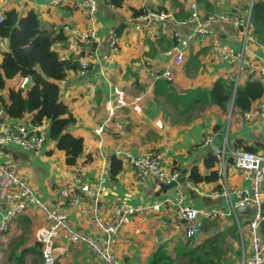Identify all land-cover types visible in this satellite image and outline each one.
<instances>
[{
    "label": "crops",
    "instance_id": "1",
    "mask_svg": "<svg viewBox=\"0 0 264 264\" xmlns=\"http://www.w3.org/2000/svg\"><path fill=\"white\" fill-rule=\"evenodd\" d=\"M95 1L97 11L94 22L89 23L81 10L71 7L73 0H0L3 13L13 9L24 15L34 10L43 22V27L47 24L45 28L55 31L64 23L82 29L91 25L96 34L93 50L98 57L89 70H70L63 80L57 82L59 99L76 120L75 125L69 128V133L82 138L84 144L83 153L76 164L67 166L65 152L57 150L55 142L47 139L46 121L41 126L46 136L41 150H26L13 143L3 144L0 145V163L6 164L24 178L37 192L38 198L48 208L63 215L73 230L94 241L107 239L96 216L110 222L117 207L141 210V214L128 216L111 237L109 251L117 264H123L117 254L118 259L113 254V246H117L119 240L129 241L135 249L140 248L142 243V251L147 253L144 264L151 260L158 247L165 246L167 250H172L178 242L187 241L184 236L185 222L176 219L174 206H169L167 210L160 209L159 212L146 209L172 197L176 188L163 191L161 183L153 176L141 181L128 164L129 157L136 158L152 150L162 155L166 170L179 172L176 185L184 194L183 206L199 211L217 210L224 214L218 218L215 229L208 227V220L203 221L194 236L197 241L215 233L217 229L224 230L234 224L238 228L242 226V229L245 226L248 230L246 223L255 214V209L251 206L242 209L235 207L239 197L234 191H251V183L233 168L232 163H228L229 152L248 149L259 152L262 149L264 117L251 116L247 119L243 113L264 104V79H259L255 74L250 78L245 73L240 75L238 85H243L249 79L260 81L263 87L262 96L253 101L247 110L232 106L233 92L226 111L211 104L192 113L189 123L172 124L169 118L173 117L174 110L164 107L169 114L165 116L154 101V82L164 78L151 80L144 64L149 61L163 70L171 61L165 52L174 43V32L187 35L207 15L236 13L244 24L248 23L247 32L244 26L216 22L211 34L196 36L192 40L184 53L183 62L172 67V80H167L177 92L195 89L209 92L219 79L233 84L235 90L237 85L228 80V76L234 72L239 59L232 56L241 55L244 61L264 65V38L261 40L257 36H248V33L252 34V7L257 2L264 4V0H123L120 7L111 5L108 0ZM192 2L196 4L199 16L198 21L193 23L188 19ZM132 10L144 14L134 17ZM160 13L165 16L162 21L154 18ZM241 33L246 37L243 38ZM113 38L117 39V48L111 44ZM212 48L220 50L215 58L212 57ZM53 49L61 60L77 61L82 55V50L69 36H66V41L54 44ZM7 50L6 39L0 38V63ZM29 86L28 78L17 76L6 81L0 96L6 99L10 89H23L26 93ZM31 121L30 114L21 119L8 118L0 103V136L4 129L14 125H25L37 131ZM209 138H213V142H207ZM215 147L225 148L226 151L224 177L221 176L214 183H191L188 176L192 168L197 167L203 175L209 173L204 167V160L214 155ZM112 156L122 161V169L115 179L110 172ZM214 170H221V167L216 164ZM77 174L98 197L88 194L75 204H61L64 191L72 196L83 194L71 187ZM224 184L228 196L221 194ZM261 191L264 204V180ZM205 224V230L209 232H202ZM139 235H143L144 240L140 241ZM51 237L50 247L55 249V264H106L85 242H71L62 231H56ZM260 237L264 238V235ZM47 238L48 223L43 213L31 204L18 216L7 233L0 232V244H5L6 248L8 246L10 254L17 247L21 251L37 244L44 245ZM226 246L227 256L222 264H248L250 255L246 259L242 230L228 235ZM40 263L43 264L42 260Z\"/></svg>",
    "mask_w": 264,
    "mask_h": 264
},
{
    "label": "trees",
    "instance_id": "2",
    "mask_svg": "<svg viewBox=\"0 0 264 264\" xmlns=\"http://www.w3.org/2000/svg\"><path fill=\"white\" fill-rule=\"evenodd\" d=\"M108 3L120 7L123 0H108ZM132 12L134 17L144 14L142 11L132 10ZM3 16L0 38L6 39L8 50L3 53L0 63V91L5 88L7 80L17 76L30 80L26 93L23 89H10L6 99L0 96L5 114L10 119H21L24 115L30 114L33 125H40L46 121L47 139L55 142L57 150L65 152L66 165L74 166L83 153L84 144L82 138L74 137L69 133V128L75 125L76 120L67 106L60 101L57 82L63 80L68 71L79 67L75 60H61L53 49L54 44L66 41V36L60 30L44 28L43 22L34 10L20 15L12 9L4 12ZM250 25L253 36L262 40L264 38L263 2L253 5ZM238 84L234 90L233 84L219 79L215 81L209 92L199 89L177 92L173 90L170 82L160 79L154 82L153 95L154 101L161 107L165 116L169 115L165 108L174 110L173 117L169 118L172 124H186L190 122L192 113L201 111L207 105L214 104L226 111L233 92L232 106L242 111L249 109L253 101L263 94L262 84L258 80L248 79L243 85ZM247 151L254 152L252 149ZM232 162L233 159L230 157L228 163ZM216 164L220 166L219 159L213 154L210 155L204 160V167L209 173L203 175L197 167H194L189 172L188 180L196 185L218 181L221 178V170H214ZM121 169L122 161L112 156L110 172L113 179ZM261 210L264 216V204H261ZM208 221L210 222L208 227L215 229L218 219ZM206 224L202 232L207 231ZM238 229L236 224L224 230L217 229L215 233L199 241L193 237L185 242H178L172 250L160 246L153 252L147 264H222L227 256L226 237L236 234ZM43 246L41 243L21 251H18L17 247V250L15 248L11 251L8 260L13 258L16 264H24L26 256L33 255L39 256L43 262Z\"/></svg>",
    "mask_w": 264,
    "mask_h": 264
},
{
    "label": "built area",
    "instance_id": "3",
    "mask_svg": "<svg viewBox=\"0 0 264 264\" xmlns=\"http://www.w3.org/2000/svg\"><path fill=\"white\" fill-rule=\"evenodd\" d=\"M65 1V0H64ZM62 3V2H61ZM61 3H56L59 5ZM71 7L74 10H81L89 23L94 22V16L97 11V4L95 0H81V2L74 1L71 3ZM159 21L165 19L164 14L160 13L154 15ZM3 12L0 10V24L3 22ZM189 22H197L199 19L198 11L195 3H190V16ZM233 23L235 26H244L245 31L248 30V23L244 24V21L239 18L238 14H210L206 16V19L197 23L196 28L187 35H181L178 32H174L172 37L174 40L173 45L169 50L165 52V55L170 58V62L165 65V68L159 69L153 66L149 61L145 62V67L149 72L151 80L158 78H164L168 81L172 80V67L174 65H180L183 62V56L188 49L192 40L196 37H203L209 35L213 31L215 23ZM64 35L69 36L82 50V55L78 57L76 63L82 71H87L91 68L98 57L93 50V42L96 39L95 30L91 25H88L85 29L77 26H71L68 23L62 24L59 29ZM243 38L245 34L241 33ZM117 39L111 40L112 46L116 47ZM117 48V47H116ZM220 53L218 48H212V57L215 58ZM239 59V63L234 72L228 76V80L234 81L237 85L238 79L241 74H246L252 77L254 74L259 79H264V65H258L253 62H247L242 59L241 55L232 56ZM245 118L256 116L258 118L264 117V104L254 110H249L243 113ZM44 121L40 125H33L37 131L31 130L25 125H14L10 128L4 129L3 134L0 136V145L13 143L21 146L26 150H41L45 144L46 136L45 130L41 127ZM207 142H213L212 139H208ZM214 155L219 159L221 167L220 175L224 177L226 169V151L225 148H213ZM230 157L233 159L232 166L239 171L242 175L250 180L251 191L237 189L234 193L239 197V202L235 207L242 209L245 206H251L255 209L254 217L246 223L248 232L250 234V250L251 254L247 261L248 264H264L263 251L264 246L260 240L259 223L264 219L261 210L262 204V182L264 180V142L262 149L259 152L239 151L234 150L229 152ZM128 164L134 169L139 180L143 181L147 176L155 177L161 184H169L171 182L178 183L179 172L176 170L168 171L163 165L162 155L152 150L139 157L127 159ZM225 180V179H224ZM71 187L75 190H80L82 195L72 196L68 191L63 192L62 203L72 205L79 199H84L88 194L98 197L97 193L91 188V186L85 183L80 174H77ZM223 196H228L229 192L226 188V184L223 185ZM176 191L173 196L165 199L159 204H154L148 210L153 212H159L160 209L167 210L169 206L175 207V217L178 220L185 222L184 236L186 239H191L199 232L202 222L206 220L218 219L223 217V212L217 210L199 211L189 206H183L184 194L177 189V185L174 187ZM85 195V196H84ZM31 204L40 210L45 220L48 223V238L42 248L43 264H55L56 256L54 254L55 249L50 247V238L56 231H62L71 242H85L94 251V253L100 257V259L106 264H117L115 258L110 254L109 247L111 244V237L118 231L128 216L134 214H141V210L125 207H117L115 209L114 218L112 221L105 222L97 217V223L100 229L107 234L105 241L97 242L86 236L76 232L69 225L63 215H60L55 210L48 208L38 196L35 194L31 186L12 168L6 164L0 163V232L5 234L9 231L11 225ZM242 227H239L241 232Z\"/></svg>",
    "mask_w": 264,
    "mask_h": 264
},
{
    "label": "rangeland",
    "instance_id": "4",
    "mask_svg": "<svg viewBox=\"0 0 264 264\" xmlns=\"http://www.w3.org/2000/svg\"><path fill=\"white\" fill-rule=\"evenodd\" d=\"M248 36L252 37L253 35L251 33H248ZM218 141L219 140H217L216 143ZM52 149H53V146H52ZM34 192H35V194L37 193L35 190H34ZM150 230L153 231L154 233H156L154 228L150 227ZM139 231L140 230H138V232ZM242 236H243V239L245 242L246 259H247L250 255V249H249L250 234H249V232L245 226L242 229ZM138 239L140 241H142V240H144V236L139 235ZM261 239H262V246H263L264 245V242H263L264 238L262 237ZM120 241L121 240H119L117 246H113V254L115 256L117 254V256L123 261V264L124 263L125 264H144L145 263V260L147 258V256L145 254H147V253H146V251H142V243H140V248L135 249V247L133 245L129 244L130 243L129 241H125V242H120ZM4 245L5 244H3V245L0 244V264H6L8 261H9V264H16L13 258L11 261L8 260L9 255H10L9 249H8V246L6 248ZM117 256H116V258H117ZM124 259H129V261H124ZM40 262H41V259L39 256L28 255L25 259L24 264H40Z\"/></svg>",
    "mask_w": 264,
    "mask_h": 264
},
{
    "label": "water",
    "instance_id": "5",
    "mask_svg": "<svg viewBox=\"0 0 264 264\" xmlns=\"http://www.w3.org/2000/svg\"><path fill=\"white\" fill-rule=\"evenodd\" d=\"M47 26V24L46 25H44V28ZM162 186H161V188H162V190L163 191H165V192H167V191H169L170 189H172V188H174L175 186H176V183L175 182H171V183H169V184H161ZM259 233H260V235H264V219L263 220H261V222L259 223Z\"/></svg>",
    "mask_w": 264,
    "mask_h": 264
}]
</instances>
